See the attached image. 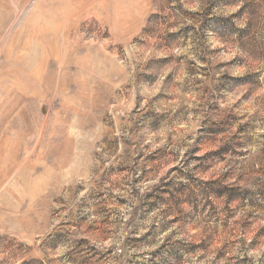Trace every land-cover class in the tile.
<instances>
[{"label": "rangeland", "instance_id": "374dc122", "mask_svg": "<svg viewBox=\"0 0 264 264\" xmlns=\"http://www.w3.org/2000/svg\"><path fill=\"white\" fill-rule=\"evenodd\" d=\"M0 264H264V0H0Z\"/></svg>", "mask_w": 264, "mask_h": 264}]
</instances>
